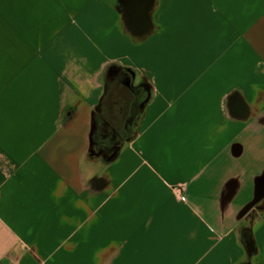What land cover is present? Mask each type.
I'll use <instances>...</instances> for the list:
<instances>
[{"label":"crops","instance_id":"obj_1","mask_svg":"<svg viewBox=\"0 0 264 264\" xmlns=\"http://www.w3.org/2000/svg\"><path fill=\"white\" fill-rule=\"evenodd\" d=\"M185 1L153 142L125 157L109 200L139 180L117 206L58 179L85 127H52L57 45L85 0H0V264H264V0Z\"/></svg>","mask_w":264,"mask_h":264},{"label":"water","instance_id":"obj_2","mask_svg":"<svg viewBox=\"0 0 264 264\" xmlns=\"http://www.w3.org/2000/svg\"><path fill=\"white\" fill-rule=\"evenodd\" d=\"M158 6L159 8L156 7L158 8L157 14L159 16L158 25L156 26L154 24L153 30L149 35L142 41H137V45H139L138 47H133L132 44H129L130 50H156L172 44L181 45L189 27L188 17L190 4L185 0H160ZM146 7L148 12L144 14V20L147 24H150L152 21L150 16L153 17V11L152 13L150 11L152 8L151 0H147ZM171 14H175V19H172ZM77 20L78 21L73 23V31L77 34L76 37L63 38L57 45L59 76L55 82L56 94L54 98V117L52 127L56 133L62 135L77 134L82 131L83 127H85L83 134L86 133V148L90 152L96 147H108L109 141L102 142L100 139L108 140V138H111L114 139V142L112 143L117 147L118 155L119 153H122V150L125 147L129 149V152L125 154V157H138L144 155L153 142V132L150 123V115H152V113H150V106L157 101L163 102V99L167 98L164 93L166 82L158 77V74L163 68V63H127L123 60V56L119 52H114L111 57L112 60L109 62L107 61L106 53H109V50L114 43L125 45L124 38L116 35V33L122 30L121 26L112 19L110 7L106 5L92 6L91 8L82 11L80 13V18ZM80 58H84L82 59L84 60L82 64L83 66L86 64L92 66L88 67L91 70L89 72L90 75H92V73L93 75L95 74L93 71H96L97 67H106L109 65L115 67V70L109 71V74H112L113 78L114 76L116 78L118 75L129 74L128 80L131 86L134 84L140 89L141 84L143 85L145 96L142 101V108L143 111H145L144 114L147 113L148 117L143 123L145 131L142 135L137 136L135 133L124 135L113 132L111 133L112 135L107 133L99 134L97 133L98 129L104 130L120 127L117 123L119 122V119H117L118 116L116 115V120H112V124L109 125L107 119L102 118L97 120L91 111L90 116H88L87 119L83 117V115H79L81 106L79 96L81 89L78 85L76 70ZM67 71L73 74L69 78H65L66 76L62 74V72ZM104 72L107 71H102V73ZM142 72L143 74L146 73L147 77L141 79L140 74H142ZM152 73H155V76ZM134 94L133 91V94L130 95V97L135 98L137 94ZM133 102H135L136 105H140V100ZM140 111L142 113V109ZM169 115L172 116L173 111H171ZM121 123L124 124L125 122ZM125 125L127 127L131 126V124L127 123ZM125 125L122 126L125 127ZM122 154L124 155V153ZM125 157L123 156V160ZM115 176H117V174ZM138 180L139 179L132 181V185L129 187V194L124 200H109V194H107L109 189H105V193H101V195L105 197H100L105 201H111V204L113 205L124 206L133 196Z\"/></svg>","mask_w":264,"mask_h":264},{"label":"flooded vegetation","instance_id":"obj_3","mask_svg":"<svg viewBox=\"0 0 264 264\" xmlns=\"http://www.w3.org/2000/svg\"><path fill=\"white\" fill-rule=\"evenodd\" d=\"M159 2L160 0H151L152 8L150 11L151 13L153 11V17L150 16L152 18L150 24H147L144 20V14L148 12L146 7L147 0H85V3L81 8H73L72 10H69L66 22L67 25L73 26V23L80 18L82 10L85 11V9L91 8L95 5H106L110 7L112 19L121 26V30L126 33L128 37L132 38L133 36L136 41H142L153 30V25H158L159 16L157 10L159 8ZM171 17L172 19H175V14H171ZM62 23L63 27H65L66 24H64V22ZM110 50L109 53L107 52L108 54L106 53L108 62L112 60L111 57L114 52L121 53L123 60L125 56L132 54V50L129 48L127 49L124 46L118 47L117 51H114L113 53ZM138 51L139 50H134V52ZM82 59L80 58L76 70L78 85L81 89L79 96L81 102L79 115H83V117L87 119L92 112L97 120L102 118L107 119L109 125L112 124V120H116L115 116H118L117 119H119V122L117 123L120 127L104 130L98 129L97 133L99 134H111L113 132L124 135L134 133L137 134V136L142 135L145 131L143 123L148 117L147 113L144 114L145 111H143L142 108V101L145 96L143 85L141 84L140 89L137 85L132 84L131 86L128 80L129 74L118 75L116 78L115 76L113 78V75L109 74V71L115 70V67L109 65L106 67H97V70L93 71L95 74L93 75L92 73V75H90L89 72L91 70L88 67L92 66L89 64L83 66L82 64L84 60ZM102 71L107 72L102 73ZM68 72L69 71L62 72V74L66 76L65 78H69L73 75L71 72ZM152 74L155 76V73ZM145 77H147V74H143L142 72L140 78L143 79ZM133 91L137 94L135 98L130 97V95L133 94ZM139 100L140 105H136V103L133 102ZM150 107V113H153L155 111V103ZM230 107L232 110L242 109V106L234 101L230 104ZM141 109L142 113L140 111ZM121 122L125 123L123 124ZM126 123L131 124V126L127 127L125 125ZM122 125H125L126 128ZM100 140L102 142L109 141L108 147H96L90 152L86 148L87 141L85 133L83 134V141L79 142L77 149L68 153L64 157L67 170L65 175L60 174L58 179L67 182H77L78 193H69L70 196L72 195V197L76 199H80V196L85 194V192H91L93 193V197H99L105 189H109L114 185L115 175L117 173L124 172L127 174L124 168L125 161L123 160V156L125 157L128 148L125 147L122 150L124 155L122 153H119L118 155L117 147L112 143L114 142V139L108 138V140Z\"/></svg>","mask_w":264,"mask_h":264},{"label":"rangeland","instance_id":"obj_4","mask_svg":"<svg viewBox=\"0 0 264 264\" xmlns=\"http://www.w3.org/2000/svg\"><path fill=\"white\" fill-rule=\"evenodd\" d=\"M117 36L124 38V43L123 44H117L114 43L112 45V48L110 51H112V53L114 51H117L118 47H122L124 46L125 48H129V44H132L133 47H138L139 45H137V41L135 40V38H130L128 37V35L122 31L116 33ZM174 50L172 46H165L162 47L160 49L157 50H141L138 52H134L132 51V54H129L128 56L124 57V61L129 63H139V62H150V63H157L159 62L161 59L162 60H166L168 62V68L164 71L165 74H167L169 72V68H175L177 67L178 61L177 59H174ZM172 58V59H171Z\"/></svg>","mask_w":264,"mask_h":264}]
</instances>
